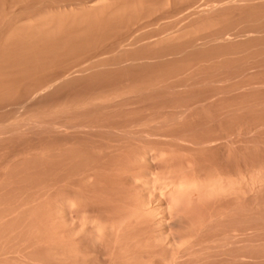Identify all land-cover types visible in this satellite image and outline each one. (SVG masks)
Returning a JSON list of instances; mask_svg holds the SVG:
<instances>
[{
    "label": "rangeland",
    "instance_id": "374dc122",
    "mask_svg": "<svg viewBox=\"0 0 264 264\" xmlns=\"http://www.w3.org/2000/svg\"><path fill=\"white\" fill-rule=\"evenodd\" d=\"M0 264H264V0H0Z\"/></svg>",
    "mask_w": 264,
    "mask_h": 264
},
{
    "label": "bare ground",
    "instance_id": "6f19581e",
    "mask_svg": "<svg viewBox=\"0 0 264 264\" xmlns=\"http://www.w3.org/2000/svg\"><path fill=\"white\" fill-rule=\"evenodd\" d=\"M230 180V179H229ZM225 181V182H216V180H215V182L214 183H212L213 182V180L211 181V183L212 184H210L208 187H209V189L210 190H212V191H215V192H219V193H221V192H225V191H228V190H232V189H234V187L237 185L236 183V185L234 184V182L233 181ZM177 181V180H176ZM181 181V180H180ZM180 181H178V182H172V183H168V182H162L161 184L162 185H160L159 183V185L160 186H162V187H166V191L165 192H167L168 193V195H169V197H171V198H169V199H171L172 200V202L174 203V204H176V207L175 208H177V205H179L181 202H179V201H181L180 200V198L184 195V194H186L187 192H189V191H191L192 189H194V190H199V188H201V186H202V184L200 183V182H202V181H200V182H197V181H193V182H180ZM184 181V180H183ZM186 181V180H185ZM239 181V180H238ZM166 183H168L167 185H166ZM205 183V182H204ZM155 184V183H154ZM157 184V183H156ZM156 184H155V186H156ZM157 184V185H158ZM207 184H208V182H207ZM240 184V183H239ZM164 185V186H163ZM241 185V184H240ZM242 186V185H241ZM153 187H154V185H153ZM153 187H152V189H153ZM157 187V186H156ZM162 187H160L161 189H163ZM243 188V187H242ZM242 188H240V189H242ZM155 189V188H154ZM153 189V190H154ZM159 189V188H158ZM165 189H163V190H161V191H164ZM238 190V189H237ZM155 191V190H154ZM167 193H165V194H167ZM241 193V192H240ZM163 194V193H162ZM167 195V196H168ZM163 196H165V195H163ZM161 197H162V195H161ZM178 202H179V204H178ZM168 203V202H167ZM166 203V204H167ZM172 203V204H173ZM169 204H170V202H169ZM168 204V205H169ZM173 204V205H174ZM155 206V205H154ZM158 207H156V208H154L153 209V214H157L156 215V221H154V223L157 225V227L156 228H158L159 229V231H158V236L156 237V235L157 234H155V237L159 240V241H161L162 242V244L161 245H163V243H165V244H168L170 247H172V248H176L175 250H178V248H181V247H183L185 244H186V241L184 240V239H182V238H180L178 235H173L174 233L172 232L171 234L169 233L170 231H168L169 229H170V227L172 226V222H171V224H170V227H169V229H168V217H167V215L164 213V209H163V207H161L160 205H157ZM166 207V206H165ZM168 207V206H167ZM179 207V206H178ZM151 209H152V206H151ZM150 210V209H149ZM149 212H152V211H149ZM173 212H170V213H168V214H170V216H171V214H172ZM151 214V213H150ZM154 216V215H153ZM169 216V215H168ZM171 218V217H170ZM169 218V219H170ZM155 219V218H154ZM153 222V221H152ZM153 223V224H154ZM155 224H154V226H155ZM157 229V230H158ZM154 237V238H155ZM165 244L163 245L164 247H165ZM168 246V247H169ZM169 250V249H168ZM173 250V249H172Z\"/></svg>",
    "mask_w": 264,
    "mask_h": 264
}]
</instances>
